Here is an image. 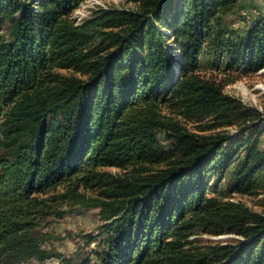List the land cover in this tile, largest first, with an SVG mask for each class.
Segmentation results:
<instances>
[{"label":"trees","instance_id":"16d2710c","mask_svg":"<svg viewBox=\"0 0 264 264\" xmlns=\"http://www.w3.org/2000/svg\"><path fill=\"white\" fill-rule=\"evenodd\" d=\"M85 1L0 0V264H264V215L210 186L264 180L263 118L197 74L209 58L264 69V18L236 31L224 16L242 0H127L138 10L76 25ZM163 107L242 136L190 132ZM110 166L142 174L101 171ZM65 205L100 209V233L85 236L98 248L85 256L51 252L38 235ZM202 234L238 239L200 248L191 238Z\"/></svg>","mask_w":264,"mask_h":264},{"label":"rangeland","instance_id":"374dc122","mask_svg":"<svg viewBox=\"0 0 264 264\" xmlns=\"http://www.w3.org/2000/svg\"><path fill=\"white\" fill-rule=\"evenodd\" d=\"M139 4L127 0H86L81 3L72 13L71 19L76 25H81L87 19L94 18V12L101 9L118 8L125 10H138ZM228 29L244 31L253 28L257 22L264 18V0H242L237 8L224 16ZM174 52V51H173ZM61 75H71L72 70H58ZM198 75L210 78L215 81L226 94L238 98L248 108L257 110L263 123L258 135V147L264 151V69L258 72L226 71L223 64L215 67L213 61L209 58L204 61ZM164 114L172 117L186 126L190 132H196L204 135H216L229 132L233 138L241 137L243 128L238 124L234 126H218L212 119H203L191 115H178L173 109L163 107ZM163 139V135L161 136ZM166 143L167 141L164 140ZM155 169V168H154ZM102 172L113 176H127L131 179L139 178L137 166L125 168L104 167ZM148 172V171H147ZM145 173V172H144ZM261 178H264V169L260 170ZM220 185L221 194L231 202L240 204L250 211L264 215V180L259 181L256 188L250 191L234 190L233 184L228 178L222 182L214 179L210 186ZM84 191L83 189H81ZM88 196L101 197V190H86ZM64 211L62 217L51 216L47 218L42 227L39 228L38 235L46 236L44 248L51 252L60 253L66 256L80 252L86 255L92 248H98L97 242L87 244L85 236L89 234L97 235L100 233V227L103 225L99 218L100 209H85L80 206L70 207L65 205L61 208ZM192 240H197L196 246L207 247L219 243H230L237 240L238 236L234 234H223L218 236L202 234L194 236ZM58 258H51L46 261L33 259L20 264H59Z\"/></svg>","mask_w":264,"mask_h":264},{"label":"bare ground","instance_id":"6f19581e","mask_svg":"<svg viewBox=\"0 0 264 264\" xmlns=\"http://www.w3.org/2000/svg\"><path fill=\"white\" fill-rule=\"evenodd\" d=\"M175 54H177V51H174Z\"/></svg>","mask_w":264,"mask_h":264}]
</instances>
